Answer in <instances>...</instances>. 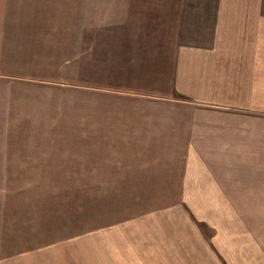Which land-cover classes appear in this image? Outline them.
<instances>
[{
    "label": "crops",
    "instance_id": "0c3cea01",
    "mask_svg": "<svg viewBox=\"0 0 264 264\" xmlns=\"http://www.w3.org/2000/svg\"><path fill=\"white\" fill-rule=\"evenodd\" d=\"M0 144L151 203L127 259L264 264L237 217L264 211V0H0Z\"/></svg>",
    "mask_w": 264,
    "mask_h": 264
},
{
    "label": "rangeland",
    "instance_id": "374dc122",
    "mask_svg": "<svg viewBox=\"0 0 264 264\" xmlns=\"http://www.w3.org/2000/svg\"><path fill=\"white\" fill-rule=\"evenodd\" d=\"M69 147L72 145L0 144V174L5 168L15 173L12 181L19 185V196L1 193L7 195L12 206L16 202L20 205L16 209L10 202L8 207L0 203V215L4 216V220L0 219V264H164L155 259L130 260L124 254L125 244L132 238L130 249L139 247L141 231L146 238L151 237L147 229L140 230L139 222L142 207L148 211L152 204L146 202L143 206L141 199L128 203L131 198L94 197L91 189L82 190L76 180L61 173L65 166L59 158ZM11 179L5 182L6 190ZM87 184L92 188L91 181ZM240 208L250 209L246 204ZM237 217L264 243V211L238 212ZM137 255L140 256L135 249L133 257Z\"/></svg>",
    "mask_w": 264,
    "mask_h": 264
}]
</instances>
